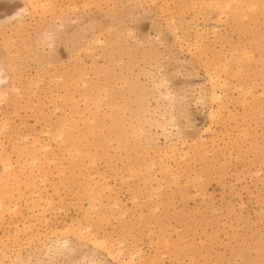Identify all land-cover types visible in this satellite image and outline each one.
Masks as SVG:
<instances>
[{"label":"rangeland","instance_id":"obj_1","mask_svg":"<svg viewBox=\"0 0 264 264\" xmlns=\"http://www.w3.org/2000/svg\"><path fill=\"white\" fill-rule=\"evenodd\" d=\"M0 77V264H264V0H0Z\"/></svg>","mask_w":264,"mask_h":264},{"label":"bare ground","instance_id":"obj_2","mask_svg":"<svg viewBox=\"0 0 264 264\" xmlns=\"http://www.w3.org/2000/svg\"><path fill=\"white\" fill-rule=\"evenodd\" d=\"M26 1H28V2H31V0H26ZM240 1V0H239ZM237 4H238V2H237ZM236 4V5H237ZM228 7L230 6V5H227ZM239 6V5H238ZM238 9V8H237ZM0 79H1V77H0ZM213 80V79H212ZM217 80V79H216ZM1 81V80H0ZM214 81V80H213ZM217 83V82H216ZM219 84V83H218ZM213 86H215L216 87V84L214 85L213 84ZM214 87V88H215ZM213 88V87H212ZM213 88V89H214ZM216 89V88H215ZM214 89V90H215ZM215 93V92H214ZM212 94L213 96L215 95V94ZM210 97H212L211 95H210ZM174 154V153H173ZM2 179V178H1ZM0 182H2V180L0 181ZM5 183H7L6 182V180H4L0 185H1V188H3L4 187V185H5ZM5 186H7V185H5ZM0 188V193H2V189ZM4 189V188H3ZM6 189V188H5ZM4 191V190H3ZM1 200V199H0ZM6 202V201H5ZM7 203V202H6ZM5 204V203H4ZM3 203H0V209H1V211H2V213L4 212L5 213V211H7V210H9V207H5V205H4ZM96 206V205H95ZM11 211V210H10ZM2 220V219H1ZM25 228V227H24ZM39 234V233H38ZM54 234V233H53ZM39 236V235H38ZM97 246V245H96ZM120 252H122V251H120ZM129 254V253H128ZM135 255V254H134ZM92 256V255H91ZM131 258H133V256L131 257Z\"/></svg>","mask_w":264,"mask_h":264},{"label":"snow or ice","instance_id":"obj_3","mask_svg":"<svg viewBox=\"0 0 264 264\" xmlns=\"http://www.w3.org/2000/svg\"><path fill=\"white\" fill-rule=\"evenodd\" d=\"M90 264H99V262L96 261L95 259H93V260L90 262Z\"/></svg>","mask_w":264,"mask_h":264}]
</instances>
